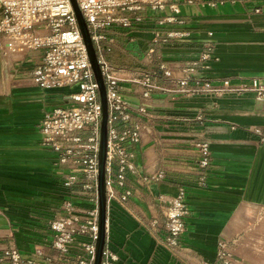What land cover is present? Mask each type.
<instances>
[{"label": "crops", "instance_id": "0c3cea01", "mask_svg": "<svg viewBox=\"0 0 264 264\" xmlns=\"http://www.w3.org/2000/svg\"><path fill=\"white\" fill-rule=\"evenodd\" d=\"M173 1L180 7L178 21L162 23L174 12L149 8L132 27L112 29L115 43L107 57L119 76L134 77L160 61L180 76L211 46L212 58L196 66L195 76L213 82L264 76V0ZM42 56L41 49L0 50V253L12 245L28 255L39 247L51 253L49 221L61 213L63 201L92 206L79 188L64 184L74 167L58 164L57 152L41 143L45 113L65 105L76 90L36 84L31 73ZM123 83L125 98L141 103L140 85ZM146 106L145 135L131 145L138 173L126 180L133 192L129 209L108 204L107 245L118 254L117 264H188L163 245L157 202L159 195H177L180 187L190 208L181 243L196 258L214 261L219 241L228 239L238 256L264 264V96L189 94L162 79ZM200 141L211 151L205 186L198 184ZM160 171L164 177L151 178ZM152 219L159 220L157 234L145 224Z\"/></svg>", "mask_w": 264, "mask_h": 264}, {"label": "built area", "instance_id": "2783aa9c", "mask_svg": "<svg viewBox=\"0 0 264 264\" xmlns=\"http://www.w3.org/2000/svg\"><path fill=\"white\" fill-rule=\"evenodd\" d=\"M192 3L197 0H184ZM93 40L106 85L108 102L107 140V196L108 203L116 201L129 209L128 199L132 189L126 187L129 174L138 173L135 152L131 145L141 141L147 129L144 119L150 117L146 100L161 88L162 79L172 80L179 90L189 94L223 95L227 92L252 91L264 96V76L248 81L234 82L225 78L219 82L195 76L197 65L212 58V46L199 58L188 63L183 75L160 61L153 69H138L134 77L123 78L118 68L107 57L115 40L110 35L115 27H132L143 20V12L149 8L170 9L173 15L161 22L178 21L179 4L173 0H78ZM169 36L173 33L169 32ZM41 49L43 56L33 69V81L41 87L73 86L65 105L48 110L40 131L41 143L57 152V163L74 167L64 184L79 188L92 203L90 207L77 205L71 198L65 199L61 213L49 221L52 231L51 253L37 248L32 254L23 253L16 245L0 253V261L6 264H62L73 260L75 264H94L98 235V150L101 126L99 86L87 54L79 23L70 0H0V50L6 54H21ZM124 81L136 82L141 88V103L133 104L125 98ZM135 117V121H133ZM133 121V122H132ZM260 132V131H259ZM264 139V131L260 132ZM200 177L198 184L206 185L207 167L211 161L207 141L196 143ZM164 177L162 171L151 175L152 179ZM159 209L164 218L166 237L163 245L188 264H251L238 256L234 241L222 239L218 243L216 259L206 261L196 258L190 248L181 243L186 230V217L190 208L185 201V190L180 187L177 195H159ZM157 234L158 219L145 223ZM118 254L106 244L101 264H117Z\"/></svg>", "mask_w": 264, "mask_h": 264}, {"label": "water", "instance_id": "95a60500", "mask_svg": "<svg viewBox=\"0 0 264 264\" xmlns=\"http://www.w3.org/2000/svg\"><path fill=\"white\" fill-rule=\"evenodd\" d=\"M76 14L79 27L86 46L87 54L99 86V101L101 105V126L98 150V235L96 239V254L94 264H101L103 253L107 244V218H108V196H107V140H108V102L106 85L102 74L98 55L91 38V34L78 0H70Z\"/></svg>", "mask_w": 264, "mask_h": 264}]
</instances>
